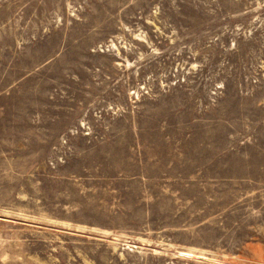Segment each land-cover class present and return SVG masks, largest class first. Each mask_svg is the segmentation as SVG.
I'll list each match as a JSON object with an SVG mask.
<instances>
[{
    "label": "rangeland",
    "instance_id": "1",
    "mask_svg": "<svg viewBox=\"0 0 264 264\" xmlns=\"http://www.w3.org/2000/svg\"><path fill=\"white\" fill-rule=\"evenodd\" d=\"M0 264H264V0H0Z\"/></svg>",
    "mask_w": 264,
    "mask_h": 264
}]
</instances>
